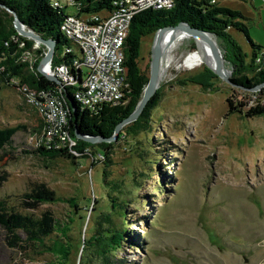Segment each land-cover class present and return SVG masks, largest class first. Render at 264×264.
Here are the masks:
<instances>
[{"label": "rangeland", "instance_id": "1", "mask_svg": "<svg viewBox=\"0 0 264 264\" xmlns=\"http://www.w3.org/2000/svg\"><path fill=\"white\" fill-rule=\"evenodd\" d=\"M58 1L65 16L76 13L69 0ZM207 1L239 12L251 40L264 46V0ZM5 13L0 9V19L12 21ZM225 32L248 55L247 64L253 60L242 33L229 27ZM212 37L230 80L228 44ZM26 40L32 42L30 50L14 62L37 74L34 64L38 67L46 49ZM153 41L154 34L141 39L137 58L147 79ZM193 48L191 38L177 45L145 127L133 131L124 125L119 130L124 136L118 133L88 151L74 149L72 159L35 151L31 138L44 123L22 89L29 87L15 77L0 83V131L16 129L0 152L1 219L10 221L12 214L52 229L38 242L18 230L14 245L0 223V264H108L113 258L128 264H264V116L228 114L227 104L231 99L249 108L259 88L245 94L206 65L179 67ZM126 103L127 94L114 107ZM36 188L49 191V199H31ZM119 206L126 211L122 228L130 237L121 245L113 239V248H106L95 239L96 225L100 217L108 224L117 221Z\"/></svg>", "mask_w": 264, "mask_h": 264}, {"label": "trees", "instance_id": "2", "mask_svg": "<svg viewBox=\"0 0 264 264\" xmlns=\"http://www.w3.org/2000/svg\"><path fill=\"white\" fill-rule=\"evenodd\" d=\"M58 1V0H57ZM119 0H73L72 7L79 16H89L92 14L108 13L113 10V3ZM0 4L12 10L19 20L35 34L45 38L52 39L56 42V54L53 57L52 65L56 66L61 63L66 64L71 58V55L61 57L60 51L67 45L66 40L59 32V26L63 20V7H56L52 4V0H0ZM6 16V13H5ZM240 13L224 7H215L207 0H175L173 7L168 11H145L136 15L130 24L128 36L124 44V55L127 72L128 103L124 107H109L104 106L95 113L87 110H81L73 100V88H66L65 104L70 108L69 100L72 102L75 111L72 114L70 110L69 116V134L74 139V130L79 131L83 135L102 136L108 138L114 131L115 126L123 119L128 117L136 108L140 101L143 90L147 84L148 79L141 75L138 68L137 58L140 49V41L142 38L155 34L157 30L162 27L175 26L181 22L187 23L193 28H198L211 35L222 38L227 44L231 52V56L225 58L233 67L234 71L230 78V82L245 94L251 90L264 84V46L255 44L249 33L244 30L245 27L239 21ZM242 33L246 39L250 54L253 60L248 64L246 59L247 54L243 53L242 48L226 33L227 28ZM17 36L12 28L11 20L9 22L0 19V68L4 67V72H0V83L8 78L15 77L20 80V83L27 85L32 90H55L56 84L46 79L39 73L34 74L26 67V63H15V59L25 51L30 50L32 42L18 37L19 42H15L11 37ZM7 45H6V44ZM23 43V48L19 45ZM40 54V51H37ZM4 59V61H3ZM256 59V60H255ZM39 60V59H38ZM261 64L256 67V63ZM37 68V63L34 64V69ZM214 76V75H213ZM242 88V89H241ZM253 92V91H251ZM256 102L251 107L247 108V102H236L233 104L231 99H227L228 114L237 113L245 118H255L264 116V87L259 88V91L254 93ZM156 95H154L138 119L127 127L133 131L145 127L147 113L152 108L155 102ZM247 108V109H246ZM16 129L0 131V152L4 150L5 146L10 144L13 134ZM119 136H124L119 133ZM76 150H89L97 146V144L90 145L88 143L74 139ZM100 147L105 144H100ZM44 156L51 157L53 155L65 156L68 159L74 158L72 154L67 152L66 148L59 150H46L39 148L35 150ZM104 152H98L99 157H103ZM51 196V193L46 190L36 188L31 192V199L46 200ZM124 205V202H121ZM76 211L80 208L75 207ZM114 209L111 208L110 211ZM110 212H108V215ZM80 215V214H79ZM115 222H103L100 217V224L96 225L98 229L96 234H99L95 239H102L106 248H113L112 240L117 239V245L126 242L127 237H130L126 229L122 228L123 222L127 223L126 211L123 206H119L115 210ZM98 218V217H97ZM0 223L5 227L6 232L10 235V239L14 245L18 242L16 232L23 231L29 241H41L51 232V227L44 221L40 222L26 217L17 215L10 216V221L2 220L0 216ZM104 224H108L107 229L102 228ZM103 229V231H102ZM114 244V243H113ZM115 244V245H116ZM116 245V246H117ZM108 264H128L125 260L111 259Z\"/></svg>", "mask_w": 264, "mask_h": 264}, {"label": "built area", "instance_id": "3", "mask_svg": "<svg viewBox=\"0 0 264 264\" xmlns=\"http://www.w3.org/2000/svg\"><path fill=\"white\" fill-rule=\"evenodd\" d=\"M174 1L119 0L113 3V10L103 16H79L76 11L64 15L59 32L67 45L60 56L71 55V58L66 64L53 66L50 61L43 66L46 70L42 68L47 75L60 81V85H56L55 90L38 91L22 87L44 123L39 132L41 135L37 133L31 138L35 149L66 148L67 152H74L76 142L69 134L70 108L65 104L66 88H73V100L81 110L95 113L104 106H116L128 89L124 44L132 19L145 11H168ZM69 3L72 6L73 0ZM53 4L62 8L57 0ZM40 47L44 48L34 45L35 49Z\"/></svg>", "mask_w": 264, "mask_h": 264}, {"label": "water", "instance_id": "4", "mask_svg": "<svg viewBox=\"0 0 264 264\" xmlns=\"http://www.w3.org/2000/svg\"><path fill=\"white\" fill-rule=\"evenodd\" d=\"M0 9L5 11L6 13H8L12 18V21H11L12 28L17 35L15 37H11V39L13 41L18 42L19 41L18 37L25 39V40L29 39V40L33 41V44H35V45L38 44V45H40L46 49L45 54L43 55L40 63L38 64L37 71L42 76H44L46 79L51 80L56 84H60V81H58L54 77L47 75L42 69L44 65L48 64L51 61V59L55 53V50H56V42L52 39H45V38L35 34L31 29L27 28L19 20L17 15L12 10L5 7L4 5L0 4ZM169 30L181 31L193 39L201 38L202 40H204V42H206L208 44V46L210 47V50L212 52V55H213V58L215 61V68L213 70V73L217 77H219L222 81L227 82V83H231L229 80L230 71H227L228 74H224V72L222 70V63H223L222 55H221L220 50H219L217 44L215 43V41H214V39L210 33L204 32L198 28H193L184 22H181L175 26L170 25L167 27H162L159 30H157V32L154 34V41H153V46H152V51H151V60H150V74H149L147 84L144 88L142 97H141L140 101L138 102L135 110L128 117L123 119L121 122H119L115 126L114 135L112 137L105 138L102 136L83 135L79 131L74 130V139L88 143L90 145H94L97 143H104V142L115 139L119 133V130L122 128V126L130 124V123H132L138 119V117L141 115V113L143 112V110L145 109V107L147 106L149 101L151 100V98L155 95L156 90L158 89V76H159V70H160V64H161L160 47H161L162 37H163L164 33L166 31H169ZM21 44H23V43H21ZM263 86H264V84L257 87V88H260ZM251 91H254V90H251ZM68 101L70 103L71 113L73 114L75 111V108H74L72 102L69 100V98H68Z\"/></svg>", "mask_w": 264, "mask_h": 264}, {"label": "bare ground", "instance_id": "5", "mask_svg": "<svg viewBox=\"0 0 264 264\" xmlns=\"http://www.w3.org/2000/svg\"><path fill=\"white\" fill-rule=\"evenodd\" d=\"M188 38H191V37L181 31L169 30L164 33L162 37L161 47H160L161 64H160V70H159V76H158V86H159V83L164 78L169 64L171 63L172 60H174L173 52L176 50L177 45ZM193 40L196 44V49L193 48L194 49L193 51L188 52V54L183 57L182 61L177 63V65L179 67H184L188 70H193L194 68L206 65L211 71H213L215 68V61H214L212 52L210 50V47L201 38H196ZM164 58L167 60L165 65H163L162 63ZM43 69L46 70V66ZM222 70L224 74H228L227 73L228 69L225 66L224 59L222 63Z\"/></svg>", "mask_w": 264, "mask_h": 264}]
</instances>
